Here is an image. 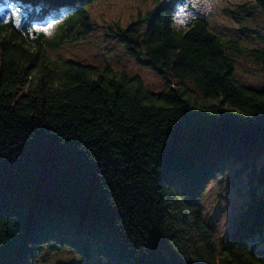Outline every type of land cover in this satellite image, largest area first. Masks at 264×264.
I'll list each match as a JSON object with an SVG mask.
<instances>
[{
    "label": "trees",
    "instance_id": "obj_1",
    "mask_svg": "<svg viewBox=\"0 0 264 264\" xmlns=\"http://www.w3.org/2000/svg\"><path fill=\"white\" fill-rule=\"evenodd\" d=\"M92 1L0 0L26 14L17 24L8 9L0 13V246L20 242L6 264H28L47 241L142 264L154 236L177 264H264V165H252L262 192L252 193L221 250L200 202L220 166L264 157V85L238 81L233 58L264 67V49L222 37L205 18L177 27L183 0H166L109 29L138 60L202 95L170 83L155 93L138 76L52 58L49 49L78 39L77 26L89 31ZM253 7L230 13L237 20ZM53 19H62L61 32L33 30ZM85 182L109 209L107 228L82 195Z\"/></svg>",
    "mask_w": 264,
    "mask_h": 264
},
{
    "label": "rangeland",
    "instance_id": "obj_2",
    "mask_svg": "<svg viewBox=\"0 0 264 264\" xmlns=\"http://www.w3.org/2000/svg\"><path fill=\"white\" fill-rule=\"evenodd\" d=\"M166 0H93L86 8L89 31L82 25L74 29L78 39L67 40L55 50L49 49L53 59L74 60L85 64H95L102 68L110 67L128 77L138 76L145 88L155 93L166 88L167 84H182L192 94L202 95L201 90L190 80L182 83L177 79L167 80L157 71L130 54L126 46L109 35L113 24L124 27L138 20L147 11L163 4ZM254 5L248 17L234 19L231 10L240 6ZM183 8L184 12L179 10ZM17 12L16 22L24 20L25 13L20 9L0 8V13ZM174 24L187 27L198 18H205L211 29L228 39H236L249 47L264 49V8L258 7L255 0H183L175 10ZM182 21V22H181ZM46 24V23H45ZM61 22L50 30L47 36L61 32ZM235 59L234 75L238 81L253 87L264 85V67L245 56L233 55ZM264 165V157H258L248 166L240 162H229L208 178L206 189L201 196L205 221L210 225L215 243L223 249L227 236L246 210L251 196L262 192L259 179L251 173L252 165ZM253 193V194H252ZM232 228V229H231ZM61 236V240H65ZM79 239V237H78ZM51 239L50 242H52ZM67 241V240H66ZM82 241H86L83 239ZM48 242V241H47ZM45 242L35 248L28 264H114V258H108L104 250L97 246L88 249L79 248L74 243L62 244L59 248ZM64 243V242H63ZM257 252L264 255V248Z\"/></svg>",
    "mask_w": 264,
    "mask_h": 264
},
{
    "label": "snow or ice",
    "instance_id": "obj_3",
    "mask_svg": "<svg viewBox=\"0 0 264 264\" xmlns=\"http://www.w3.org/2000/svg\"><path fill=\"white\" fill-rule=\"evenodd\" d=\"M11 7V6H10ZM181 13L184 9L179 10ZM13 16L17 15V12L12 13ZM60 21L53 19L51 22L44 26H34L33 30L36 32H41L48 34L50 30L54 28ZM182 22V21H181ZM19 24V21H17ZM65 151H71V148H66ZM82 195L86 201H91L90 211L98 218L102 228H107L110 219V212L102 202L99 197L93 193L91 188L85 182L82 187ZM19 241H12L10 244H2L0 246V264H6L5 253L6 250H10L13 247L19 246ZM86 264H89L86 258ZM142 264H177V259L171 248L165 243L161 238L154 236L150 241L147 242V250L144 253V259Z\"/></svg>",
    "mask_w": 264,
    "mask_h": 264
}]
</instances>
